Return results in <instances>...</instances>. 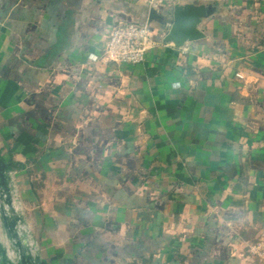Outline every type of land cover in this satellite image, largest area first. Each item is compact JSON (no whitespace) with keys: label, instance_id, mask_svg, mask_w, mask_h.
<instances>
[{"label":"crops","instance_id":"1","mask_svg":"<svg viewBox=\"0 0 264 264\" xmlns=\"http://www.w3.org/2000/svg\"><path fill=\"white\" fill-rule=\"evenodd\" d=\"M186 2L174 46L148 11ZM119 20L143 61L100 60ZM0 157L45 264H264V0H0Z\"/></svg>","mask_w":264,"mask_h":264},{"label":"water","instance_id":"2","mask_svg":"<svg viewBox=\"0 0 264 264\" xmlns=\"http://www.w3.org/2000/svg\"><path fill=\"white\" fill-rule=\"evenodd\" d=\"M213 12L211 5L203 3H175L171 10L162 13L153 6L149 8L148 20L162 26L163 39L180 46L185 41L198 39L204 35L200 25L203 18ZM171 15V21L169 16ZM10 171L8 164L0 157V221L9 245L0 241V256L3 264H45L33 250L22 224L21 215L13 205L10 191ZM9 250L11 254H9Z\"/></svg>","mask_w":264,"mask_h":264},{"label":"built area","instance_id":"3","mask_svg":"<svg viewBox=\"0 0 264 264\" xmlns=\"http://www.w3.org/2000/svg\"><path fill=\"white\" fill-rule=\"evenodd\" d=\"M153 44L149 23L119 20L109 28L100 47L99 58L104 62L138 63L145 59ZM253 250L264 261V243L259 242Z\"/></svg>","mask_w":264,"mask_h":264}]
</instances>
